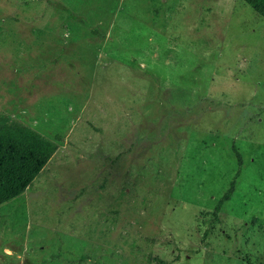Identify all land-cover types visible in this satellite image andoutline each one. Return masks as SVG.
Returning a JSON list of instances; mask_svg holds the SVG:
<instances>
[{
    "label": "rangeland",
    "instance_id": "obj_1",
    "mask_svg": "<svg viewBox=\"0 0 264 264\" xmlns=\"http://www.w3.org/2000/svg\"><path fill=\"white\" fill-rule=\"evenodd\" d=\"M0 115L56 144L0 204V264H264V20L242 0H0Z\"/></svg>",
    "mask_w": 264,
    "mask_h": 264
},
{
    "label": "trees",
    "instance_id": "obj_2",
    "mask_svg": "<svg viewBox=\"0 0 264 264\" xmlns=\"http://www.w3.org/2000/svg\"><path fill=\"white\" fill-rule=\"evenodd\" d=\"M264 20V0H242ZM66 12L69 10L62 7ZM56 149L52 140L42 138L32 128L0 115V204L21 194ZM237 168L227 188L217 199L214 209L221 207L234 190V179L239 174L241 157L234 151Z\"/></svg>",
    "mask_w": 264,
    "mask_h": 264
}]
</instances>
